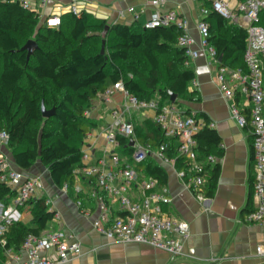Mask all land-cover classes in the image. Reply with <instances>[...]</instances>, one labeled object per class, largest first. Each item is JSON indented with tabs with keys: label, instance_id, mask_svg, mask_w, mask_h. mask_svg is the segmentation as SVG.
Here are the masks:
<instances>
[{
	"label": "trees",
	"instance_id": "1",
	"mask_svg": "<svg viewBox=\"0 0 264 264\" xmlns=\"http://www.w3.org/2000/svg\"><path fill=\"white\" fill-rule=\"evenodd\" d=\"M204 1L211 7L210 0ZM207 21L209 41L223 56L222 65L244 68L246 30L231 25L216 11ZM39 23L38 13L25 8L22 0L0 1V132L9 134L8 148L17 166L28 170L40 161L60 188L65 184L74 186V171L82 165L85 136L97 127L85 112L110 86L122 81L141 100H157L160 105L172 104L171 93L177 95L174 104L179 106L180 101L200 100L198 91L190 89L196 74L187 64L185 49L178 44L182 30L176 26L144 29L139 23L114 24L103 37L107 21L88 13L64 16L58 29L46 25L39 28ZM31 39L39 49L27 60L22 47ZM103 40L106 46L101 54ZM43 105L47 110L55 108V115L45 118ZM201 117L206 127L195 137L198 161L210 155L222 156L220 136L208 126L209 119ZM137 125L142 143L157 147L167 143L170 155L176 156L175 138H165L157 124L151 138ZM178 166L188 171L190 163L178 159ZM139 167L145 169L146 177L157 178L161 185L168 182L166 170L152 160ZM205 169L204 192L211 198L220 167L217 163ZM13 195L0 185L1 200L8 202ZM29 203L32 221L10 226L9 248L18 250L28 235L41 236L50 230L54 211L45 199ZM0 256L5 257L1 245Z\"/></svg>",
	"mask_w": 264,
	"mask_h": 264
},
{
	"label": "built area",
	"instance_id": "2",
	"mask_svg": "<svg viewBox=\"0 0 264 264\" xmlns=\"http://www.w3.org/2000/svg\"><path fill=\"white\" fill-rule=\"evenodd\" d=\"M10 1V0H0ZM211 7L201 9L197 22L200 40L190 34L188 21L176 10L163 11L165 0H150L155 12L142 25L144 29L176 26L182 30L178 44L185 49L187 64L199 58L204 52L215 65L217 81L221 91L231 101L230 113L241 128L250 130L253 140L254 159V208L245 216V222L264 227V0H210ZM235 1V3H233ZM23 6L30 8L23 0ZM72 13L79 15L77 8ZM138 22L141 12L128 9ZM212 11L218 12L231 25L247 32V46L244 52V68L233 69L222 65L219 55L209 41L210 24L207 17ZM47 25L59 28L58 17L49 18ZM193 85L197 86L194 80ZM116 93H121L129 108L134 111L153 110L154 123L165 138L176 139V156H171L167 143L153 148L142 143L136 133L132 119L124 117L123 106L111 109L113 122L90 130L84 139H103V155L96 156L91 147L82 148V165L74 171V191L97 202L98 215L92 225L109 240L121 243H137L168 253L174 260L183 256L184 241L189 236V224L169 215L165 207L172 203L167 185H161L155 177H146L139 165L153 159L164 168H172L178 178L199 201L209 199L204 192L206 171L218 163L219 158L210 155L205 161H198L196 135L206 127L196 114L184 115L174 103L160 105L157 100L145 101L130 93L122 81L110 86L99 94L103 103H111ZM91 110L85 112L89 117ZM213 128L214 124L210 123ZM123 140V141H122ZM133 142V144H131ZM9 134L0 132V144L8 145ZM178 159L189 161L188 171L179 168ZM206 173V172H205ZM188 174V177H187ZM0 185L9 188L14 195L4 202L0 199V245L4 249L2 264H65L82 253L80 243L69 240L63 230H49L41 236L28 235L21 248L16 251L7 247L10 226L23 222L30 201L43 192L44 183L39 176H29L23 170L13 167L11 160L0 157ZM68 193L70 186L62 188ZM44 198V197H43ZM51 207L52 200L44 198ZM81 208L82 201L78 202ZM118 207L123 216H113ZM89 216V210L82 209ZM53 221L61 222V216L54 212ZM49 253V254H48ZM257 254L264 257V246L257 247Z\"/></svg>",
	"mask_w": 264,
	"mask_h": 264
},
{
	"label": "crops",
	"instance_id": "3",
	"mask_svg": "<svg viewBox=\"0 0 264 264\" xmlns=\"http://www.w3.org/2000/svg\"><path fill=\"white\" fill-rule=\"evenodd\" d=\"M24 1L29 4L30 10L38 13L39 28L43 25L48 26L49 18L58 17L62 22L64 16L72 13L73 6L77 8L78 16L88 13L106 20L109 25L134 23L143 25L155 12L150 0ZM130 7L138 12L143 11L138 22L134 21L133 14L128 11ZM204 7H207L204 0H165L161 9L176 10L185 18L190 34L198 42L200 34L197 22L202 17L201 9ZM189 66L195 72L197 82V86L192 82L190 89L198 91L200 100L180 101V106H177L184 115L196 114L198 119L202 120L201 115H205L209 123L214 124L212 129L217 131L221 138L223 155L218 157L220 172L216 189L213 196L205 202L196 198L194 192L183 184L172 168L163 167L168 174L166 185L173 200L165 210L169 215L185 220L190 227L189 236L184 241V254L175 260L168 253L147 245L109 240L92 225L98 215L95 200L86 195H77L74 186L70 187L68 193H64L55 185L48 169L40 161L28 170L21 169L15 163L8 145L0 144V157L9 158L13 167L23 170L27 175L42 178L44 190L38 193V197L50 198L52 200L50 210L58 212L61 216V222L52 220L49 224L50 230H63L70 241L80 243L82 253L65 264H264V257L257 254V247L264 246V227L245 222V216L254 208L255 203L254 151L250 130L241 128L232 118L231 101L221 91L215 65L209 57L201 52L199 58L191 61ZM119 106L125 107V118L132 119L135 125L138 123L137 126H142L143 132L149 133V137L154 136L152 131L156 127L153 121L155 112L153 110L138 112L131 108L127 110L121 93H116L112 102L108 104L97 97L89 118L97 127L109 124L113 122L111 109ZM151 145L153 148L157 147ZM104 146L103 139L93 137L86 139L82 148L91 147L96 156L101 157ZM149 160L158 164L153 159ZM139 170L146 175L143 167H139ZM80 200L81 208L89 210V216L78 206ZM123 215L118 207L114 209L113 216ZM32 218L31 210H28L23 223L30 224ZM4 259L5 257L0 256V264Z\"/></svg>",
	"mask_w": 264,
	"mask_h": 264
},
{
	"label": "water",
	"instance_id": "4",
	"mask_svg": "<svg viewBox=\"0 0 264 264\" xmlns=\"http://www.w3.org/2000/svg\"><path fill=\"white\" fill-rule=\"evenodd\" d=\"M110 28V25L107 24L105 26V29L104 31L102 32V36L105 37L108 30ZM105 46H106V40H103L102 42V48H101V54H104L105 53ZM39 49V46L37 44V42L33 39L29 40L23 47H22V51H26L27 52V60L30 59V57L33 55V53ZM223 60V56L220 55L219 56V61L222 62ZM177 101V95L174 94V93H171V102L172 103H175ZM42 113H43V116L45 118H50L51 116L55 115V108L51 109V110H47L45 108V106L43 105L42 106ZM131 144H133V142H131Z\"/></svg>",
	"mask_w": 264,
	"mask_h": 264
},
{
	"label": "rangeland",
	"instance_id": "5",
	"mask_svg": "<svg viewBox=\"0 0 264 264\" xmlns=\"http://www.w3.org/2000/svg\"><path fill=\"white\" fill-rule=\"evenodd\" d=\"M261 18H262V25L264 26V13H262ZM77 195H78V194H77ZM79 196H80V195H79Z\"/></svg>",
	"mask_w": 264,
	"mask_h": 264
}]
</instances>
